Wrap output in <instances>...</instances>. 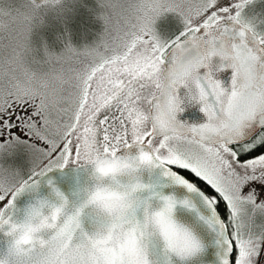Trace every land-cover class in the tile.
I'll return each mask as SVG.
<instances>
[{"label": "snow or ice", "instance_id": "snow-or-ice-1", "mask_svg": "<svg viewBox=\"0 0 264 264\" xmlns=\"http://www.w3.org/2000/svg\"><path fill=\"white\" fill-rule=\"evenodd\" d=\"M0 264H264V0H0Z\"/></svg>", "mask_w": 264, "mask_h": 264}]
</instances>
